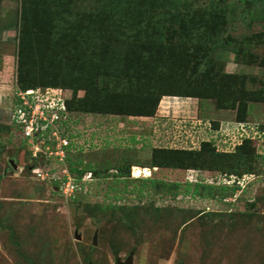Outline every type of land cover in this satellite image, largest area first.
I'll use <instances>...</instances> for the list:
<instances>
[{"label":"rangeland","instance_id":"obj_1","mask_svg":"<svg viewBox=\"0 0 264 264\" xmlns=\"http://www.w3.org/2000/svg\"><path fill=\"white\" fill-rule=\"evenodd\" d=\"M83 1L40 6L23 74L25 3L0 0V264H264V0H118L75 32L108 3ZM41 81L70 109L26 137Z\"/></svg>","mask_w":264,"mask_h":264},{"label":"trees","instance_id":"obj_2","mask_svg":"<svg viewBox=\"0 0 264 264\" xmlns=\"http://www.w3.org/2000/svg\"><path fill=\"white\" fill-rule=\"evenodd\" d=\"M24 1V7H23V11H22V17H23V21H24V30H23V33L21 34V46H20V49H19V63H18V68H19V71H22L23 74L26 73V68L28 67V58H29V50L28 48H30L27 43H31L32 44V41H34L33 43V46L35 48L39 47L40 48V45H39V34L42 33L44 34L43 36H48V34H51L50 32V28L48 29L45 25H43L39 15H38V10L40 8V6L42 7V10H41V13H44L43 12V8H47V6H52V4H55V5H64L67 4L68 0H23ZM91 1V0H89ZM88 0L86 1H83V3H87L89 2ZM108 3L107 4H104L102 7H100L98 9V12L96 13L95 16H91V17H88L87 13L85 12L86 8L85 6L83 7V9L85 11H83L81 14L79 12H77L76 14V17H78L77 21H75L74 23L70 24V28H74L75 29V32H77V30H83L84 29H88L90 31L92 30H99L98 28H95V26L97 24H100L101 22H103V17L106 18L108 17V15L111 14H102L104 11H106L107 9L109 10H116L115 8H117L116 6V3H118V6H120L122 4L123 6V10L124 12H126L127 10L130 9L129 5L123 1H119L118 0H107ZM171 0H152V2L154 3L153 6L155 7H160L161 6V10L162 8H165L166 6H168V3L170 2ZM252 1V0H251ZM254 1V0H253ZM263 1V0H262ZM41 2V3H40ZM82 3V2H81ZM82 3V5H83ZM107 5V6H105ZM41 9V8H40ZM86 13V14H85ZM30 18V19H29ZM41 23V24H40ZM95 28V29H94ZM46 34V35H45ZM50 36V35H49ZM53 40V39H52ZM50 40L48 43V48L50 51H51V55L52 56H56L57 52H55V49H56V45H57V42L54 40L52 41ZM38 43V44H37ZM28 47V48H27ZM32 48V46H31ZM46 49V48H45ZM58 49V48H57ZM21 74L19 73V76ZM21 77V76H20ZM37 85H39L38 88ZM32 87V88H31ZM37 87V88H36ZM57 87L56 84H54V82H51V81H41L39 82L38 84H35L34 83L32 84V86H23L21 90H27V89H33L34 91H38V90H41L42 88L43 89H55ZM29 99H32L33 97L32 96H29L28 97ZM16 101L17 103H21L19 97L16 98ZM62 109L61 107L60 108H57L56 110L59 109V111H65V112H69V104L66 100H63V103H62ZM61 114V112H59ZM20 129L22 130L23 129V125H19ZM40 128V127H39ZM252 141V142H255L256 140L255 139H250V138H246L244 140V142H248V141ZM257 143V141H256ZM210 189H212L211 187H208V190L210 191Z\"/></svg>","mask_w":264,"mask_h":264},{"label":"built area","instance_id":"obj_3","mask_svg":"<svg viewBox=\"0 0 264 264\" xmlns=\"http://www.w3.org/2000/svg\"><path fill=\"white\" fill-rule=\"evenodd\" d=\"M35 93L36 91L33 90L17 93V97H19L21 103H19L17 108L14 110L15 115L19 119L17 122H19L21 125H24L22 129L24 135L26 137L32 136V138H34L36 135L32 134L35 133L39 127L41 130H45L49 126H53V123L59 120L58 116L61 115L59 113L61 111L56 109L60 107L61 109L63 108V99H61V97L58 98V96L55 95L53 99L49 100V98H47L45 102H43L41 98V102H39V100L36 99ZM46 94H48V92H46ZM29 96H32L33 98L29 99ZM55 133L56 132H53V135ZM56 135H54V138H52L54 140L52 141H55L58 145L60 139L57 138L58 136ZM60 142L61 147L59 146V150H61L60 148L63 146H67V143L63 142V139H61Z\"/></svg>","mask_w":264,"mask_h":264},{"label":"water","instance_id":"obj_4","mask_svg":"<svg viewBox=\"0 0 264 264\" xmlns=\"http://www.w3.org/2000/svg\"><path fill=\"white\" fill-rule=\"evenodd\" d=\"M115 264H133V253H130L129 256L123 262L120 261L119 258H116Z\"/></svg>","mask_w":264,"mask_h":264},{"label":"bare ground","instance_id":"obj_5","mask_svg":"<svg viewBox=\"0 0 264 264\" xmlns=\"http://www.w3.org/2000/svg\"><path fill=\"white\" fill-rule=\"evenodd\" d=\"M140 171L143 173V175L145 174V176H149L150 174L147 168L140 169Z\"/></svg>","mask_w":264,"mask_h":264}]
</instances>
